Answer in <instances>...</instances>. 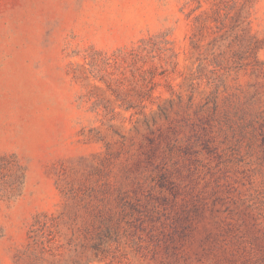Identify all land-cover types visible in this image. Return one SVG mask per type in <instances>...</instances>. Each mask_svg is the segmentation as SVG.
<instances>
[{
    "label": "rangeland",
    "instance_id": "374dc122",
    "mask_svg": "<svg viewBox=\"0 0 264 264\" xmlns=\"http://www.w3.org/2000/svg\"><path fill=\"white\" fill-rule=\"evenodd\" d=\"M0 264H264V0H0Z\"/></svg>",
    "mask_w": 264,
    "mask_h": 264
}]
</instances>
